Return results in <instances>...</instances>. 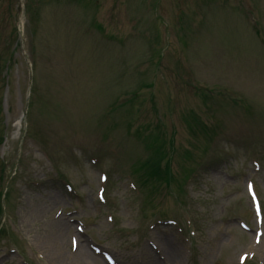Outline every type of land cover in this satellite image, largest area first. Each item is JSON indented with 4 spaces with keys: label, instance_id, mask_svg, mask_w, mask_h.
<instances>
[{
    "label": "rangeland",
    "instance_id": "rangeland-1",
    "mask_svg": "<svg viewBox=\"0 0 264 264\" xmlns=\"http://www.w3.org/2000/svg\"><path fill=\"white\" fill-rule=\"evenodd\" d=\"M0 203V264L60 223L97 264H264V0H0Z\"/></svg>",
    "mask_w": 264,
    "mask_h": 264
},
{
    "label": "bare ground",
    "instance_id": "bare-ground-1",
    "mask_svg": "<svg viewBox=\"0 0 264 264\" xmlns=\"http://www.w3.org/2000/svg\"><path fill=\"white\" fill-rule=\"evenodd\" d=\"M58 233L56 230V235L50 244L45 247L48 257L53 260L56 264H97L100 259L94 254H90L84 246L78 244L76 250L73 254H67L62 246V235H66L69 231V225L60 223L58 228ZM169 244H164V251L166 250L169 255H171V249ZM147 264H153L149 262ZM156 264H158L156 262Z\"/></svg>",
    "mask_w": 264,
    "mask_h": 264
}]
</instances>
